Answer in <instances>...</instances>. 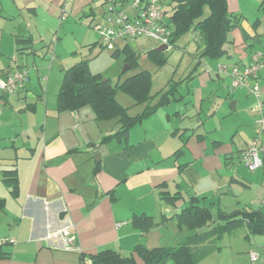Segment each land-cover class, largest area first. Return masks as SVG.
<instances>
[{"label": "crops", "instance_id": "crops-1", "mask_svg": "<svg viewBox=\"0 0 264 264\" xmlns=\"http://www.w3.org/2000/svg\"><path fill=\"white\" fill-rule=\"evenodd\" d=\"M118 1L124 3L127 0ZM226 1L229 11L244 13L241 0ZM20 2L34 12L36 6L43 7L51 16L58 14V9H66L65 0ZM88 2L81 0L80 4ZM13 4L19 5L14 0ZM81 6L74 8L72 5L71 11L77 13ZM258 21L249 22L243 16L240 30L232 40L227 39L228 44L234 47L232 53L235 57L230 59L232 65L249 64L252 47L259 39L260 33L256 32L255 26ZM21 31L26 30L22 28ZM22 35L28 46L16 48V51L19 54L35 53L33 48L30 49L31 35ZM15 37L16 41L21 39V35L16 34ZM97 41L87 43L88 48L91 49ZM8 45L10 47L11 44ZM7 54L12 55L9 49ZM228 54L217 60H223ZM203 57H198L187 79L196 76V66ZM54 58L51 53L50 62ZM16 68L23 67L13 66L8 61L4 67L0 66V77L4 78ZM24 69L28 71V68ZM64 69H61L60 84L52 99L43 94L30 98L29 91L34 94L35 87L29 74L24 87L17 91L23 96L20 102L17 97V102L11 103V95L0 91L6 94H0V238H5L0 243V264H91L89 255L103 249H112L125 256L133 254L141 263L142 260L133 253L136 245L174 248L195 231L181 221L179 214L183 209H194L195 206L208 208L211 215L207 224L218 220L220 210L230 212L249 208L264 211L261 206L264 194L260 196L259 203L250 197L240 206L241 201L232 192L236 184H243L235 174L237 166L233 162L241 149L236 146L233 134L227 138L215 136L221 127L222 116L218 118L219 124L213 127L197 115L192 127L185 124L171 129L159 128L154 123V117L160 118L165 125L170 123L173 114L178 118L184 116L178 108L171 112L167 106L172 100L182 98V95L177 97V91L185 78L172 82L175 83L174 95L168 103L159 105L131 125L124 136L101 142L103 136L118 128L115 119H95L89 105L74 111L57 110L56 98ZM198 76H202V83L210 78L207 73H198ZM43 80L39 77L42 90ZM169 83L161 89L170 87ZM117 95L116 91L118 100ZM155 96L157 100L154 103L143 107L142 103L152 96L141 102L130 96L133 104H120L134 116L142 113L147 105L155 104L159 95L156 93ZM233 98L237 105L240 98L232 94ZM202 99L203 96L200 97ZM138 106L136 112H131L130 109ZM6 110H9L7 116L4 115ZM215 111L216 108L211 115H216ZM249 117L252 118L251 115ZM247 125L250 133L244 143L249 145L255 136V128L250 122ZM186 129L191 132L180 145L165 147L170 136L177 135L180 130L184 134ZM96 164L99 170L95 172ZM229 164H232L231 169ZM260 169L264 178V167ZM230 170L234 173L229 176ZM5 171H11L17 179L14 192L4 180ZM232 194L233 202L229 200ZM237 228L224 233L219 241L220 248L208 253L200 262L207 260L205 264L213 263L210 260L225 248L223 239ZM247 228L244 239L250 242L252 236L258 234L250 233ZM66 229L74 235L70 245L64 240L63 231ZM241 251H245L249 264V252L257 250L247 246ZM259 252L264 253V248Z\"/></svg>", "mask_w": 264, "mask_h": 264}, {"label": "rangeland", "instance_id": "rangeland-1", "mask_svg": "<svg viewBox=\"0 0 264 264\" xmlns=\"http://www.w3.org/2000/svg\"><path fill=\"white\" fill-rule=\"evenodd\" d=\"M18 3V7L13 4V0H0V66H3L11 61L13 66H20L28 68V74L31 78V84L34 85V94L29 91L30 98L32 95L35 97L39 94L45 95L48 99L54 98L57 92V86L61 80V69L66 68L78 61L79 59L86 57L88 60V67L94 74H98L102 79L109 78L113 84L123 80L127 76L131 75L138 70H148L151 73L150 94L152 97L142 103L143 107L146 104H152L157 100L155 94L169 82H176L185 78L197 64V60L200 53V43L196 41L195 31L193 27L187 29L183 34L178 35L174 43L168 49L158 51L165 61L160 65L153 59L147 56L148 51L156 50L160 46V42L152 37L141 36L136 38H128L127 40H117L113 42H107L100 38L98 28L106 26L105 14L108 5L115 3L119 4L118 0H89L87 4H80L81 0H65L66 9H58V14L53 13L51 16L43 7L36 6L35 12L30 11L28 7L21 4V0H14ZM163 4V11L166 18L171 12V5L168 4V0H160ZM262 0H241V5L245 8L242 14L247 18L249 22H257L256 32H259L258 41L254 43V50L264 51V3ZM72 5L74 8L82 5L77 13L71 11ZM125 12L128 15L133 13L131 7H127ZM209 14V9L204 6L203 16ZM25 21V22H23ZM27 24V25H26ZM240 26L234 27L227 34V39L232 40L237 31L240 30ZM24 28L26 31L22 32ZM174 29V25H173ZM31 35L32 47L35 53L19 54L16 48L28 46L26 38L22 34ZM21 35V40L16 41L15 35ZM18 37V36H17ZM25 39V40H24ZM98 40L91 49L88 48L87 43ZM237 40V39H236ZM127 43L133 50L137 52L138 67L136 69L128 68L127 63L124 61L125 55L122 52V48ZM8 44H11L10 47ZM117 45L118 47H116ZM230 49L228 56H225L223 60H217V58H209L204 56L200 63L196 66V76L182 80L178 86V96L182 95L181 99L172 100L167 108L174 112L175 108H178L185 116L176 117L174 114L170 118V123L162 125L160 118H153L154 123L159 127L172 128L180 125H187L192 127L195 116L197 115L201 120H205L206 124L213 127V125L219 124L218 118L222 116L220 122L221 127L216 130V137H230L233 134L236 146L242 150L246 148L244 139H248L249 129L247 122L253 125L256 129L254 119L256 114L252 112V107L256 104L257 99L249 92L248 87H237L231 89L229 87L231 78L227 73H217L216 66L218 64H225L231 66L230 59L235 57L233 45L226 43ZM9 51L12 55L7 54ZM51 53L55 56L52 62ZM237 54V53H236ZM10 56V57H8ZM6 59V62L5 60ZM13 59H15L13 61ZM198 73L210 74V78H207L202 83L201 77ZM260 74L255 79L260 86L261 94L259 99L264 101V65L260 69ZM216 75H221L219 79H216ZM198 76V77H197ZM39 77L43 80V90L41 89ZM47 83V85H46ZM20 92V91H19ZM17 93L10 94L11 103L17 102V97L20 102L22 95ZM117 98L120 103L124 105L133 104V99L121 90H117ZM233 97H239L238 104H234L235 99ZM207 95V96H206ZM203 99L200 100V97ZM234 100V101H233ZM201 102V104H200ZM140 106L130 109L131 112H136ZM166 108V107H165ZM216 108V115H211L212 110ZM251 108V109H250ZM129 110V111H130ZM9 110L4 112L7 116ZM251 115L252 118L249 117ZM212 117V119H210ZM181 119V120H179ZM114 121V120H112ZM102 123H107L103 121ZM111 123V122H110ZM203 126V125H201ZM200 126V128H201ZM181 129V128H179ZM201 130H204L201 128ZM182 132V130H180ZM180 133V136L175 135L169 137L165 142V147H175L182 143V139L186 138L191 132L190 129H186L185 133ZM181 137V140L179 139ZM117 142V141H116ZM114 141L113 144H116ZM177 143V144H176ZM112 144V145H113ZM240 151H238L236 159L233 161L236 165V173L238 179L243 181V184H236L233 187V191L236 199L241 201L240 206L244 204L246 198L253 197L256 202H260V196L264 194V178H262L261 169L250 171L240 161ZM171 152V151H170ZM235 158V157H234ZM232 164L228 165L231 169ZM234 173L229 171V176ZM253 174V175H252ZM259 174L261 177H259ZM214 180V179H213ZM215 181V180H214ZM251 181V183H249ZM248 184L250 186H248ZM227 191V189H225ZM233 194L231 202L234 201ZM228 199V198H227ZM261 205V204H259ZM258 205V206H259ZM257 206V207H258ZM264 210V203L261 205ZM255 207V208H257ZM245 233H248L247 225L238 227L233 233L226 236L223 239V246L225 247L223 252L214 259L210 260L213 263L218 264H247L245 251H241L242 248L252 246L257 251L264 248V235H253L250 242L244 239ZM240 250V251H239ZM231 252L233 254H231ZM207 260L199 261L197 264H205ZM215 262V263H214ZM250 262V260H249ZM167 262L165 264H169ZM256 264H260L257 262Z\"/></svg>", "mask_w": 264, "mask_h": 264}, {"label": "trees", "instance_id": "trees-1", "mask_svg": "<svg viewBox=\"0 0 264 264\" xmlns=\"http://www.w3.org/2000/svg\"><path fill=\"white\" fill-rule=\"evenodd\" d=\"M262 2L264 3V0L261 4ZM168 4L171 5L168 18L174 25L170 39L172 44L178 35L193 27L196 41L201 45L199 56L215 59L228 54L227 34L234 27L239 26L243 15L229 11L226 0H168ZM204 6L209 9V14L206 16H203ZM121 50L125 55L124 61L128 68L136 69L139 61L137 52L128 44H125ZM147 56L159 65L165 61L157 50L148 51ZM191 74L192 71L184 80ZM150 84L151 73L145 69L113 84L109 78L103 80L98 74L92 73L88 67V60L81 58L64 69L56 98L57 110L74 111L89 105L94 111L95 119H115L119 124L118 128L115 132L102 137L101 142H106L113 137L124 136L131 125L140 121L159 105L168 103L174 95L175 83H169L170 87L157 92L159 98L155 104L147 105L142 113L134 116L130 115L128 109L116 99V91L121 90L133 97L136 102L145 101L152 96ZM97 170H99L98 164H96L95 172ZM4 180L10 184L14 192L17 179L11 171L4 172ZM210 215L206 207L195 206L194 209L190 207L183 209L179 214L181 221L195 231L174 248H148L143 244L136 245L133 253L142 260L141 263L136 261L133 254L125 256L112 249H103L89 255L90 262L91 264H165L167 262L197 264L208 253L220 248L219 241L227 231L246 224L250 233L264 234V211L249 208L230 212L220 210L218 220L207 224ZM83 257L82 255L81 259Z\"/></svg>", "mask_w": 264, "mask_h": 264}, {"label": "built area", "instance_id": "built-area-1", "mask_svg": "<svg viewBox=\"0 0 264 264\" xmlns=\"http://www.w3.org/2000/svg\"><path fill=\"white\" fill-rule=\"evenodd\" d=\"M128 4L133 9V13L128 15L125 6ZM106 26L99 28L102 40L111 42L119 39L136 38L141 36L152 37L166 45V49L171 46V36L173 25L169 18H166L163 11V4L160 0H127L118 5L112 3L108 5L106 14ZM264 65V51L256 50L251 55V61L247 65H225L216 66L217 73L229 74L231 89L237 87H248L249 92L257 99L252 111L256 114L254 123L256 125L255 136L251 143L240 152V161L250 171L264 167V101L260 100V86L255 80ZM28 78V71L24 68H16L4 78L0 77V91L12 94L19 91L25 85ZM66 244L70 245L74 240V235L69 230L63 231ZM5 238H0L2 243ZM13 241V239H9ZM249 264H256L258 261L264 264V253L259 251L249 252Z\"/></svg>", "mask_w": 264, "mask_h": 264}, {"label": "water", "instance_id": "water-1", "mask_svg": "<svg viewBox=\"0 0 264 264\" xmlns=\"http://www.w3.org/2000/svg\"><path fill=\"white\" fill-rule=\"evenodd\" d=\"M164 49H166V45H164V44H162L156 48L157 51H163Z\"/></svg>", "mask_w": 264, "mask_h": 264}]
</instances>
